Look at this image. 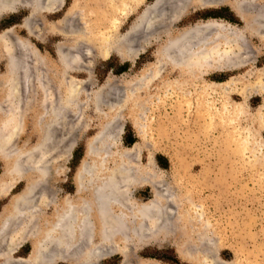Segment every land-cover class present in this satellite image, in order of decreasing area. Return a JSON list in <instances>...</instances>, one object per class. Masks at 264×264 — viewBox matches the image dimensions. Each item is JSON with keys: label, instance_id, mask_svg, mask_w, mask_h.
I'll list each match as a JSON object with an SVG mask.
<instances>
[{"label": "bare ground", "instance_id": "bare-ground-1", "mask_svg": "<svg viewBox=\"0 0 264 264\" xmlns=\"http://www.w3.org/2000/svg\"><path fill=\"white\" fill-rule=\"evenodd\" d=\"M162 1L148 4L147 0H73L60 20L45 26L40 13L58 11L65 0H0V18L24 7L29 9L30 15L21 26L30 36L41 39L45 30L56 32L62 40L54 44L56 58L53 59L48 53L40 52L29 39L16 36L13 27L0 33V62L5 68V73L0 74V160L6 168L5 178L0 179V199L8 194L14 182L26 178L28 165H34L36 172L23 195L13 200L10 209L0 211V264H100L102 258L116 253L123 257V263L160 264L154 260L137 262L134 250L161 237L173 239L180 257L186 261L221 264L209 249L202 253L194 248L195 240L203 247L211 242L208 234H202L209 231L213 223L206 218L203 205L192 195L176 191L165 194L166 187L156 172L129 159L133 149L115 147L118 140L115 127L123 107L132 104L135 116L132 126L139 133L145 128L137 118L143 115L140 114L142 105L149 102L141 94L151 92L153 84L159 80L164 83L166 96L176 94L180 112L186 106L190 108L192 100L196 99V116H209L208 127L217 123L234 126L246 111L247 91L251 90L262 98L253 119L264 128V0L226 3L243 22L242 27L220 18L180 27L179 23L190 9L216 7L222 2L181 0L180 11L173 16L169 12H157ZM96 9H99L98 17H94ZM121 15L124 19L135 15V19L124 35L117 40L109 39L107 23L121 20ZM154 25L156 32L150 27ZM147 27L153 35L135 50L137 45L133 46L131 36L144 32ZM152 42L157 44L154 61L142 69L136 80L121 81L117 88L113 85L116 89L112 90L117 92L108 88L114 80L110 85L105 83L92 90L90 64L94 56L107 59L115 52L121 59L132 61L136 52ZM245 68L251 69L244 74L237 73ZM80 73L86 75L84 79L78 77ZM223 73L236 74L222 80ZM134 92L136 95L132 96ZM213 94L219 95L220 106ZM235 95L241 100H235ZM112 97L116 99L113 101ZM91 110L101 116V121L96 126L97 131L86 140L85 156L72 178L73 193L65 194L57 203L48 191L50 195L48 192L44 193L45 197L40 195L44 198L37 195L39 198L33 205V200H29L36 196L32 197L35 187L39 185L42 189L44 186L40 184L48 181L50 157L47 153L53 149L55 153L51 152L54 154L51 157L56 162L62 159L59 153L68 157L67 153L76 145L75 135L83 134L94 124L85 117ZM28 120L32 121L38 142L19 145ZM258 142L259 139L253 144ZM182 168L186 171L185 165ZM204 180L208 182V177ZM143 186L150 188L151 199L137 197L136 191ZM49 207L53 213L48 218L44 210ZM30 216L39 217V224L32 225L40 226L36 232L39 237L30 257L16 259L14 254L18 248L29 237V232L33 234L34 228H27L28 233H18L21 224L25 227L35 222L36 217L25 222ZM15 225L18 228H14ZM181 231L188 234L184 243L179 242L178 232Z\"/></svg>", "mask_w": 264, "mask_h": 264}, {"label": "rangeland", "instance_id": "rangeland-1", "mask_svg": "<svg viewBox=\"0 0 264 264\" xmlns=\"http://www.w3.org/2000/svg\"><path fill=\"white\" fill-rule=\"evenodd\" d=\"M176 1L178 2V0ZM176 1L171 0L170 2V0H163L159 3L157 12L161 10V12H169L173 16L177 15L181 9L180 5L182 3L181 0H179L178 4ZM214 1L215 0H213V2ZM217 1L222 3L218 4L216 7L190 9L178 26L181 27L189 23L194 24L208 18H220L226 19V21L237 27H242L243 22L226 4L230 0ZM72 2L73 0H65L64 6L54 13H40V20L43 25H52L60 20L65 10ZM153 2L154 0H147L148 4H152ZM172 2L177 5L173 6ZM168 8L171 11L168 10ZM164 9L167 10L165 11ZM173 9L175 10L174 12L172 11ZM98 10L99 9H96L97 12L94 17H98ZM80 11L82 12V10ZM29 15V9L24 7L17 8L16 12L2 15L0 18V33L13 27L16 36L29 39L40 52L48 53L51 58L55 59L56 52L54 44L62 41L60 36L55 35L56 32H46L44 28L41 39L30 36L26 29L21 26L22 21L28 18ZM122 17L121 15V18ZM134 19L135 15L125 19L122 18L121 20H110L107 23V37L117 40L119 36L125 34ZM31 20L32 23L35 22V19ZM115 22L117 23L115 24ZM114 27L117 31L114 30ZM150 27H153L156 32L157 28H155V25ZM149 29L147 27L144 32L131 36L130 40L134 43V45H132H137L135 46V50L137 47H141V44H143V42L145 43L148 38H151L154 32H152L151 29L149 31ZM156 48L157 44L152 42L147 45L146 48L136 52L132 57V61L121 59L115 52H111L107 59L94 56L90 64L94 84L92 85V90H97L101 86H104L105 83L110 85L114 80L115 84L113 83L110 85L111 87L108 86V88L112 92H117L115 89L120 87L122 82H133L138 78L142 69L154 61L153 53ZM90 60L91 58L88 62H90ZM250 69L251 68H245L237 73L244 74ZM3 73H5L4 64L0 62V74ZM231 74L236 73H223L220 79L223 80ZM85 76L84 73L78 74V77L81 79H84ZM163 84L162 81L157 80L153 84L151 92L141 94L142 97L144 96L143 99H147L146 101L149 102L142 105L143 109H141L140 114L143 115L137 118L141 122V126L142 124L143 126L146 125L145 128L141 130L142 133H139L131 124L133 117H135L132 111L134 106L132 104H127L124 106L125 109L123 107L122 115L117 120L115 127L118 132V140H116L115 147L120 150L127 148L133 149V155H128L129 159H131V161H133V159L134 161H138L142 166H149L152 172H156L161 182L163 180V187H166L165 189L167 191H165V194L176 191L183 195H192L191 197L193 199H196L197 202L203 205L202 209L206 213V218L210 219V221L212 220L211 222L213 223L210 230L202 232V234H208L211 238V242L205 243L204 245L206 247H203V244L194 239L196 244L194 248L196 252L204 253L206 249H209V251H212V254L218 258L221 264H264V128L260 127L253 119L259 111L258 107L262 104V98L256 93L251 92V90L247 91L249 92V98L245 101L246 111L234 126L217 123L216 125L208 127L206 124L209 120L207 117L209 118V116H196V99L192 100V106L190 108L186 106L185 109L180 112V104L177 102L178 99L176 94L172 93L170 94L171 96H166ZM113 85L116 86V88ZM95 87L98 88L96 89ZM112 88L115 89L112 90ZM103 91L105 92V90H102V94H104ZM147 94L149 96H146ZM135 95L136 93L134 92L132 96ZM213 95L215 96V100H217L218 106H220L221 100L219 95ZM115 99L116 97L113 98V101ZM126 99L127 97H125V100ZM235 100L239 101L241 99L238 95H235ZM176 103H178V105ZM144 106H148V109ZM85 117L90 120L92 119L94 126L92 125L91 128L86 130L83 134L75 135L76 145L72 151L67 153L68 157L66 154L58 152L61 154L60 158L62 157V159L56 162L51 157H54V154L51 152L55 153V151H53V149L49 151L48 149L49 153H47V155L50 157V161L48 162V172L50 171V173L48 174L47 172L48 176H46L48 181L44 180L46 183L40 184V187H44L39 189L38 185L36 186L38 190L35 187L34 193L32 192L33 195L31 193L32 197L36 194L34 198H30L29 200H33L31 201L33 205L37 203V195L44 196V193L48 191H51L53 195H50V192H48V194L54 196L57 199V203L65 194L73 193L72 178L74 177L77 166L85 156L86 140L97 131L96 126L101 121V116L99 117V114L92 110L86 113ZM151 117H153V120ZM142 118L145 120L142 121ZM150 125L152 126L150 127ZM34 134L32 121L28 120L26 133L24 132L18 144L24 145L25 142H29L30 145L35 144L38 142V138H36ZM229 136L234 138L232 139ZM237 137H239V140ZM258 139L259 142L256 145L253 144V141ZM48 148H50V146ZM12 164L9 166L11 167ZM184 165L186 166V171L182 168ZM13 169H15L14 166ZM4 170H6L5 165L3 161L0 160V179L6 176ZM26 170L24 174L26 178L18 179V181L14 182L8 194L0 199V211L3 209H5L4 211L10 209L13 200L16 197L22 196V192L25 188L33 182V177L36 175L34 165H28ZM177 175H180L179 180L176 179ZM205 176L208 177V182H204ZM174 181H176V183H174ZM44 189L47 191H44ZM42 191L43 193L41 194ZM136 195L142 200H149L152 198L150 188L147 186L140 187L136 191ZM26 204H28V201H26ZM44 211L46 213L45 216L47 215L48 218L52 216L53 209L51 210L50 207ZM32 217L34 219L36 217V219L35 222L32 221L31 224L30 221L33 219ZM35 217L30 216L28 218L29 221L28 219L25 220L26 223L30 222V224L27 223V226L25 225L26 228L23 224L19 227V234L22 231H27L26 233H28L29 228H34L35 230L32 229L33 234L29 232V237H26L23 245L20 246L14 254L16 259L28 258L32 255L33 244H35V241L39 237L36 232H38L40 228L39 225L32 227V225L39 224L40 222H38L39 217ZM16 226L17 225H15L14 228H18ZM22 228L25 229L23 230ZM24 232L21 234H24ZM178 235L180 243L187 241L186 238L188 234L181 231L178 232ZM196 236L199 235L196 234ZM211 243L213 244L211 245ZM134 256L137 262L154 260L160 264H193L180 257L178 248L173 239H165V237H161L158 240L148 242L136 248L134 250ZM123 261V257L116 253L102 258L99 263L127 264L123 263ZM55 264L68 263L58 262Z\"/></svg>", "mask_w": 264, "mask_h": 264}]
</instances>
